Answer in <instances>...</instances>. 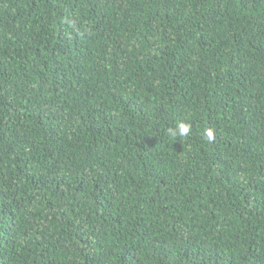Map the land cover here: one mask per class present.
<instances>
[{"label":"trees","instance_id":"16d2710c","mask_svg":"<svg viewBox=\"0 0 264 264\" xmlns=\"http://www.w3.org/2000/svg\"><path fill=\"white\" fill-rule=\"evenodd\" d=\"M0 264H264V0H0Z\"/></svg>","mask_w":264,"mask_h":264},{"label":"clouds","instance_id":"9594fccd","mask_svg":"<svg viewBox=\"0 0 264 264\" xmlns=\"http://www.w3.org/2000/svg\"><path fill=\"white\" fill-rule=\"evenodd\" d=\"M192 129V125L187 121H178L175 128H169L168 134L172 137H187ZM202 135L207 139L208 142H213L215 139L214 129L207 127L203 130Z\"/></svg>","mask_w":264,"mask_h":264}]
</instances>
